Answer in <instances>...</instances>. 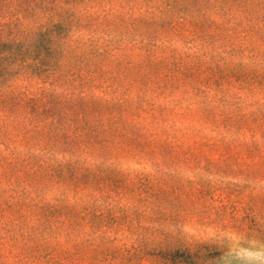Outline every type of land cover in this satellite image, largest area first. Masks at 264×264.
I'll return each mask as SVG.
<instances>
[{
    "label": "rangeland",
    "instance_id": "rangeland-1",
    "mask_svg": "<svg viewBox=\"0 0 264 264\" xmlns=\"http://www.w3.org/2000/svg\"><path fill=\"white\" fill-rule=\"evenodd\" d=\"M20 2L0 0L24 53L0 84V264L264 245V0Z\"/></svg>",
    "mask_w": 264,
    "mask_h": 264
},
{
    "label": "trees",
    "instance_id": "trees-1",
    "mask_svg": "<svg viewBox=\"0 0 264 264\" xmlns=\"http://www.w3.org/2000/svg\"><path fill=\"white\" fill-rule=\"evenodd\" d=\"M35 0H24V2H20L18 5V11L17 15H21L22 11H24V14H28V9H24V5H28L29 9L32 6V3H34ZM58 0H41V2L34 5V8L32 9L34 12H41V13H47L50 12L55 5V2ZM64 0V3L66 4H74L76 0ZM60 12V16H62ZM2 26H0V84H3V82H9L12 79H17V75H11L9 72L10 66L15 65L18 61H20V58H23V52H22V45L20 42L16 43L13 48H10L5 42V34L4 31H2ZM14 44V43H13ZM13 46V45H12ZM12 49V50H11ZM33 102V100H30Z\"/></svg>",
    "mask_w": 264,
    "mask_h": 264
},
{
    "label": "clouds",
    "instance_id": "clouds-1",
    "mask_svg": "<svg viewBox=\"0 0 264 264\" xmlns=\"http://www.w3.org/2000/svg\"><path fill=\"white\" fill-rule=\"evenodd\" d=\"M226 240L228 250L221 257V264H264V245L231 237Z\"/></svg>",
    "mask_w": 264,
    "mask_h": 264
}]
</instances>
